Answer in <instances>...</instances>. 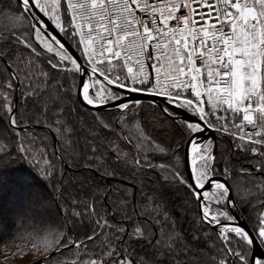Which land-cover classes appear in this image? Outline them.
<instances>
[{
  "label": "snow or ice",
  "instance_id": "snow-or-ice-1",
  "mask_svg": "<svg viewBox=\"0 0 264 264\" xmlns=\"http://www.w3.org/2000/svg\"><path fill=\"white\" fill-rule=\"evenodd\" d=\"M8 10L21 27L0 38V128L43 162L64 201L44 236L46 264H264L255 250L264 248V211L251 229L235 214L253 191L237 176L264 188V0H15ZM139 96L174 130L167 143L139 125L123 141L113 131L134 123ZM77 102L95 111L90 153L80 155L87 168L140 178L111 205L99 184L84 199L65 197L63 169L57 176L51 163H64L60 153L78 163L69 151ZM36 125L54 131L52 145ZM166 185L183 190L179 207L195 235L177 228Z\"/></svg>",
  "mask_w": 264,
  "mask_h": 264
},
{
  "label": "trees",
  "instance_id": "trees-1",
  "mask_svg": "<svg viewBox=\"0 0 264 264\" xmlns=\"http://www.w3.org/2000/svg\"><path fill=\"white\" fill-rule=\"evenodd\" d=\"M15 4V0H0V38L7 35L14 29L18 30L21 26L13 19L18 13L9 12V7ZM66 41L74 48L72 41L68 37H64ZM75 49V48H74ZM76 51V49H75ZM4 65L0 63V71H3ZM59 79V77H57ZM50 91L55 95V83H52ZM75 100V97L73 98ZM21 97L19 95V88L16 92V103L18 112L23 111L20 106ZM151 105V106H150ZM69 106H72V102H69ZM75 107L79 110L81 115H74L72 123L75 125L76 131L72 136V148L69 149L74 155V159L78 163H73L72 160L67 159L64 153H60L64 157V163L61 164L60 160L53 158L51 163L54 165L56 175L59 176L61 169H63L64 180L61 184L67 189L65 197L69 193L76 196L79 192V198L84 199L83 192L91 193L96 192L95 185L99 184L101 189L107 191V203L111 205L113 200H119L118 189H125L127 186L139 182L132 181L128 175H117L115 177L104 176L101 178L99 172L95 171V167L89 170L86 165L85 159H81V153L87 151L90 153L91 143L89 131L90 127L94 126L93 115L95 111H92L80 103H75ZM114 112V111H102ZM160 113L155 109L153 104L143 102V105L135 113V121L132 125H125L123 129L117 127L113 131L120 136V140L123 141L125 136L135 137L138 135V125L146 127L149 132L152 133L158 140H163L167 143L173 137V129L166 122L164 124L159 123ZM38 137H44L43 143L52 145L54 143V131L49 133L42 129L41 125H36L34 128ZM103 137L104 133H100ZM0 137L6 138L0 140V144L3 145V151L0 152V245L15 243L19 241H36L44 238L49 226L54 225L55 222L61 219L63 211V199L53 190V183L45 175H41V169L43 162L38 163L36 159H30L25 154L20 152L19 140H13L8 136V133L0 128ZM109 139H116V136H109ZM178 139V137H177ZM100 143V141H97ZM63 146V143L57 144L59 149ZM34 150L42 148L40 140H37L36 145L32 146ZM103 151V149H101ZM8 153V154H5ZM37 156L39 152L35 153ZM47 155H52V148L49 147ZM161 161H157L160 163ZM154 179V177H153ZM236 180L239 182L241 189L245 187H252L253 191L251 197L246 198L250 202H245L238 205V210L245 221L248 229H251V222L258 215V205L264 202V188H256L257 181L244 176H237ZM89 185H93L89 189ZM159 187L158 185H156ZM169 189V194L166 197L165 204L169 211H175L179 215L176 219L178 229H182L185 232H189L191 235H195L191 231L195 225L191 224V219H184L183 210L179 207L183 201L178 199L183 196V190L178 185H166ZM34 188H38L46 196L45 200L49 203L51 215L46 212H40L36 209L37 206L28 202V196L34 193ZM99 203V201H98ZM195 206H193L194 208ZM26 209V210H25ZM25 210V211H23ZM111 210V209H110ZM180 210V211H179ZM139 211V209H138ZM46 214V215H45ZM195 215V212L189 214L190 218ZM41 217L45 219L42 220ZM161 229L157 228L156 232L159 235ZM167 231V229H163ZM138 255H144V246L142 244L135 245ZM43 255V254H42ZM42 255L31 262H35L42 258ZM208 257L201 258V264ZM42 264H46L43 262ZM50 264V262H47Z\"/></svg>",
  "mask_w": 264,
  "mask_h": 264
},
{
  "label": "rangeland",
  "instance_id": "rangeland-1",
  "mask_svg": "<svg viewBox=\"0 0 264 264\" xmlns=\"http://www.w3.org/2000/svg\"><path fill=\"white\" fill-rule=\"evenodd\" d=\"M45 197L46 196L41 192V190H39L38 188H34V193H31L28 196V202L35 204V206H37L36 209L39 210L40 212L43 211L46 212V214L51 215L49 203L46 202ZM41 219L44 220L45 218L41 217ZM44 243H45L44 238H42L40 240L31 241V242L19 241L15 243L0 245V264L33 263L31 261L37 259L43 254L42 249Z\"/></svg>",
  "mask_w": 264,
  "mask_h": 264
},
{
  "label": "water",
  "instance_id": "water-1",
  "mask_svg": "<svg viewBox=\"0 0 264 264\" xmlns=\"http://www.w3.org/2000/svg\"><path fill=\"white\" fill-rule=\"evenodd\" d=\"M59 35L62 36V34H59ZM63 39H64V42L66 43V45L69 46V47L71 48L72 51L76 52L75 49H74V48H73V47H72V46L66 41V39H65L64 37H63ZM76 54H77V53H76ZM77 55H78V54H77ZM81 62H82V61H81ZM133 96H136V94H133ZM138 98L142 99L143 102H147V103L152 104L150 98H148V97H146V96H139ZM156 102L159 103L158 100H157ZM85 107L88 108V109H90V110H92V111H94V109H93L91 106H85ZM102 111H114V109L105 108V109H102ZM180 115L183 116V115H186V114L183 113V112H181ZM205 135H207V134H205ZM235 214H236L237 217H238V223L241 224L242 226H245L246 228H248L247 225H246V223H245V221L242 219V216H241V214H240L238 208H236V210H235ZM255 250H256L257 254H264V248H261V247L257 246V248H256ZM43 262H44V261H43L42 259H40V260H37V261H35V262H33V263H30V264H42Z\"/></svg>",
  "mask_w": 264,
  "mask_h": 264
},
{
  "label": "built area",
  "instance_id": "built-area-1",
  "mask_svg": "<svg viewBox=\"0 0 264 264\" xmlns=\"http://www.w3.org/2000/svg\"><path fill=\"white\" fill-rule=\"evenodd\" d=\"M83 62V61H82Z\"/></svg>",
  "mask_w": 264,
  "mask_h": 264
}]
</instances>
